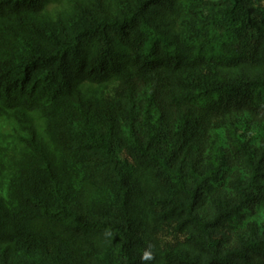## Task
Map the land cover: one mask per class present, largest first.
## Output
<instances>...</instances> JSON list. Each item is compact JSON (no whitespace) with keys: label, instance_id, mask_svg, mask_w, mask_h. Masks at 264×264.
<instances>
[{"label":"trees","instance_id":"1","mask_svg":"<svg viewBox=\"0 0 264 264\" xmlns=\"http://www.w3.org/2000/svg\"><path fill=\"white\" fill-rule=\"evenodd\" d=\"M0 118V264H264V0H0Z\"/></svg>","mask_w":264,"mask_h":264},{"label":"rangeland","instance_id":"2","mask_svg":"<svg viewBox=\"0 0 264 264\" xmlns=\"http://www.w3.org/2000/svg\"><path fill=\"white\" fill-rule=\"evenodd\" d=\"M146 112V109H144ZM257 128L253 127L248 119H243L240 123V131L245 135L246 138L254 136ZM15 129L11 122H8L2 118H0V148H4L9 153L15 147ZM118 156L121 160H124L125 155L119 151ZM250 218L253 219H262L264 218V208H256L254 213L251 214Z\"/></svg>","mask_w":264,"mask_h":264}]
</instances>
